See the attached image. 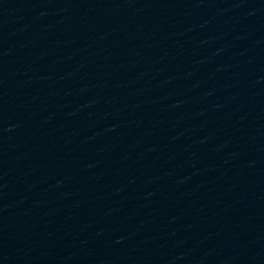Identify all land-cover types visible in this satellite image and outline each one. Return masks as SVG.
I'll list each match as a JSON object with an SVG mask.
<instances>
[{
  "label": "water",
  "instance_id": "1",
  "mask_svg": "<svg viewBox=\"0 0 264 264\" xmlns=\"http://www.w3.org/2000/svg\"><path fill=\"white\" fill-rule=\"evenodd\" d=\"M0 264H264V0H0Z\"/></svg>",
  "mask_w": 264,
  "mask_h": 264
}]
</instances>
